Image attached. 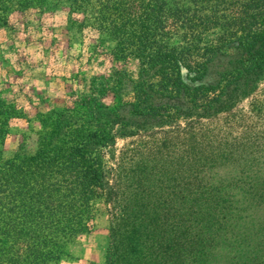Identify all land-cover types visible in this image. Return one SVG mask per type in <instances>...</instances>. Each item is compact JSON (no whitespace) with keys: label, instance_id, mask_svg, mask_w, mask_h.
<instances>
[{"label":"trees","instance_id":"16d2710c","mask_svg":"<svg viewBox=\"0 0 264 264\" xmlns=\"http://www.w3.org/2000/svg\"><path fill=\"white\" fill-rule=\"evenodd\" d=\"M58 1L0 0V29L8 27L14 12L36 9L43 13L53 10ZM65 1L70 11L90 16L97 32L113 43V58L134 59L139 67L135 79L123 71H113L105 79L112 80L109 86L99 84L87 93L67 95L62 105L35 112L34 151L26 152L19 146L9 159L1 156L9 122L26 116L13 98L0 91V264H61L71 260V249L93 229L98 202L105 195L102 149L111 141L110 127L117 110L126 108L133 117L150 123L176 119L183 104L205 113L220 106L230 91L240 89L248 76L264 69V0ZM210 28L220 32L219 45L229 44L237 50V58L230 70L217 74L224 83L218 80L204 85L199 82L207 76L211 58L220 48L217 44L195 46L189 41ZM155 86L162 90L157 99L153 98ZM107 93L131 99L109 110L100 101ZM203 178L198 183H208ZM199 189L191 192L185 187L177 194L182 200L192 199L193 204H181L175 210L176 222L182 225L192 217L195 222L192 248L189 241L180 248L196 250L198 264H211L216 258L210 249L223 247L228 233L239 232L235 225L228 229L220 220L222 214L223 218L237 216L230 207L239 204H231L232 198H237L236 203L263 200L254 190ZM251 205L259 208L264 204ZM163 206L146 204L137 211L152 232H165L175 225L170 207ZM188 228H183L180 239ZM136 234L140 239L141 232ZM180 234L175 232L172 241ZM113 246L114 241L106 264L114 262ZM164 248L172 250L168 244ZM256 248L254 244L252 251ZM243 252L228 251L230 262L244 264ZM248 257L249 264H262L257 254Z\"/></svg>","mask_w":264,"mask_h":264},{"label":"rangeland","instance_id":"374dc122","mask_svg":"<svg viewBox=\"0 0 264 264\" xmlns=\"http://www.w3.org/2000/svg\"><path fill=\"white\" fill-rule=\"evenodd\" d=\"M7 25L0 29V91L15 100L26 118L9 122L3 159L11 158L19 146L34 151L35 112L62 105L67 95L87 93L99 84L109 86L112 80L105 79L113 71L136 78L138 62L113 58V43L97 32L90 16L70 11L65 0L43 13L36 9L14 12ZM219 34L210 28L189 41L195 46L217 44L220 48L211 58L207 76L199 82L204 85L218 80L224 83L217 74L230 70L237 58L235 48L216 42ZM240 84L214 110L202 113L183 104L180 115L169 121H140L126 108L117 110L110 127L111 141L102 149L105 195L98 202L94 227L71 249V260L61 264H106L113 241V264H198L196 250L180 248L187 241L192 248L194 218L181 225L175 210L181 204H193L190 198L178 197L183 188L192 192L200 186L219 192L259 191L261 203L249 199L236 203L237 198H232L231 204H239L230 207L237 216L223 218L222 214L220 220L228 229L235 225L239 232L228 233L223 246L228 250L221 244L210 252L216 258L211 264H234L228 253L232 249L244 251V264H249L248 256L256 254L264 264V205H251L264 204V69ZM160 89H152L154 99L162 93ZM130 99L107 93L100 101L113 110ZM200 177L208 183H198ZM146 204L170 207L175 225L165 232H152L137 213ZM136 231L141 232L140 239ZM175 232L180 235L173 242ZM165 244L173 251L166 250ZM254 244L256 251H252Z\"/></svg>","mask_w":264,"mask_h":264}]
</instances>
